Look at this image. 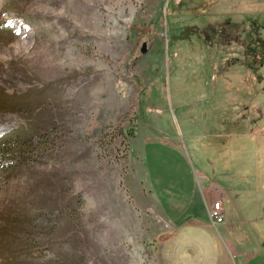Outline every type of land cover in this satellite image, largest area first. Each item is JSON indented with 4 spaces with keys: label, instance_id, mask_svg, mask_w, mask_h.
I'll return each mask as SVG.
<instances>
[{
    "label": "rangeland",
    "instance_id": "obj_1",
    "mask_svg": "<svg viewBox=\"0 0 264 264\" xmlns=\"http://www.w3.org/2000/svg\"><path fill=\"white\" fill-rule=\"evenodd\" d=\"M225 2L248 32L218 62L181 0H0V138L53 126L47 152L1 163L0 256L40 252L0 264H165L166 223L132 185L177 150L230 174L258 160L264 250V0Z\"/></svg>",
    "mask_w": 264,
    "mask_h": 264
},
{
    "label": "crops",
    "instance_id": "obj_2",
    "mask_svg": "<svg viewBox=\"0 0 264 264\" xmlns=\"http://www.w3.org/2000/svg\"><path fill=\"white\" fill-rule=\"evenodd\" d=\"M177 151L175 169L168 158H152L148 176L143 168L142 182L136 177L132 185L139 199L144 197L142 189L150 191L147 195L166 223L163 262L203 264L206 255L215 251L213 264H264V250L259 247V203L251 198L257 190L258 160L250 174H230L211 161L189 168ZM218 197L224 220L212 223L207 206Z\"/></svg>",
    "mask_w": 264,
    "mask_h": 264
},
{
    "label": "trees",
    "instance_id": "obj_3",
    "mask_svg": "<svg viewBox=\"0 0 264 264\" xmlns=\"http://www.w3.org/2000/svg\"><path fill=\"white\" fill-rule=\"evenodd\" d=\"M186 0H181V3H176V7L180 10L192 11L193 15L191 20L187 22L185 29L188 32H196L200 41L207 47H210V55L218 58L222 54L226 45L230 42L236 44H245V36L247 37L246 24L243 18H237L232 14H214L218 8L223 6L234 7L229 5L225 0H198L196 5L188 7L185 5ZM230 3V2H229ZM232 3V2H231ZM243 6L249 5L245 2H241ZM214 10H210V8ZM187 32V33H188ZM74 36L81 37L77 31ZM250 41V40H249ZM251 40L250 42H252ZM257 45V44H256ZM215 60V58H214ZM216 64V63H215ZM216 70L217 66H216ZM216 73V72H215ZM216 76L218 73L215 74ZM25 128H28L25 123ZM53 126L50 123L45 125L42 133H39L38 128L35 124L29 125V134L24 137L21 136H9L0 138V171L2 168V162L5 159H10L12 163H20L26 159V153H33L37 148L40 154H44L49 150L51 143L50 131ZM39 249H28L10 253L5 256H0V263H10L17 259L34 258L39 255ZM65 264H73V261L66 262Z\"/></svg>",
    "mask_w": 264,
    "mask_h": 264
},
{
    "label": "built area",
    "instance_id": "obj_4",
    "mask_svg": "<svg viewBox=\"0 0 264 264\" xmlns=\"http://www.w3.org/2000/svg\"><path fill=\"white\" fill-rule=\"evenodd\" d=\"M208 216L212 223H221L224 220V210L221 199L212 198L207 206Z\"/></svg>",
    "mask_w": 264,
    "mask_h": 264
},
{
    "label": "water",
    "instance_id": "obj_5",
    "mask_svg": "<svg viewBox=\"0 0 264 264\" xmlns=\"http://www.w3.org/2000/svg\"><path fill=\"white\" fill-rule=\"evenodd\" d=\"M145 50H146V47H145V43L143 42L142 46L140 47V52L143 53L145 52Z\"/></svg>",
    "mask_w": 264,
    "mask_h": 264
}]
</instances>
